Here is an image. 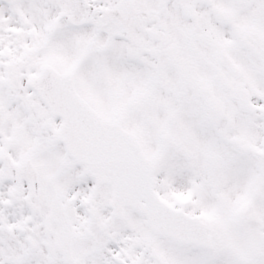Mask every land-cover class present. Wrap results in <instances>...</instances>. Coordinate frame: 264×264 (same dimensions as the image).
I'll return each mask as SVG.
<instances>
[{"label":"snow or ice","instance_id":"snow-or-ice-1","mask_svg":"<svg viewBox=\"0 0 264 264\" xmlns=\"http://www.w3.org/2000/svg\"><path fill=\"white\" fill-rule=\"evenodd\" d=\"M0 264H264V0H0Z\"/></svg>","mask_w":264,"mask_h":264}]
</instances>
